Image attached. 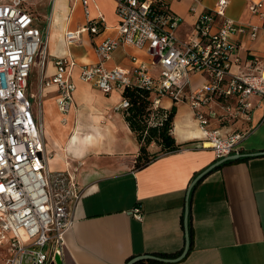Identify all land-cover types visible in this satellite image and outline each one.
Listing matches in <instances>:
<instances>
[{
	"label": "crops",
	"instance_id": "1",
	"mask_svg": "<svg viewBox=\"0 0 264 264\" xmlns=\"http://www.w3.org/2000/svg\"><path fill=\"white\" fill-rule=\"evenodd\" d=\"M63 1L67 7L64 16L60 8L48 13V24L43 27L47 36L43 66L36 61L31 66L26 89L31 116L43 132L48 171H67L81 190L59 255L64 249L70 264H126L140 254H175L165 257L173 258L185 245L186 217L193 240L187 253L177 261L153 264H264V153L221 163L190 187L197 175L217 159L209 147H196L202 131L188 102L164 97L161 106L174 108L171 134L181 149L160 152L148 164L136 168L139 140L130 130L124 110L116 109L121 89L105 93L79 79L80 66L97 61L94 44L117 36L115 2L90 0V16L101 12L105 26L97 34L81 32L69 45L64 33L85 24L86 19L82 3ZM252 1L261 0H229L225 15L259 25L260 19L248 8ZM215 2L201 0L191 12L192 0H170V8L182 17L174 30L176 37L182 40L194 35L197 13L211 9ZM236 42L239 60L232 71L250 72L253 55L258 57L261 69L264 29L254 39L247 32L239 34ZM132 56L138 61L148 60L144 50L118 45L104 66L131 68ZM55 57L73 61L70 80L75 89L65 112L57 104V86L41 83L55 73ZM202 79L200 72L192 73L186 93L195 90ZM249 102L248 120L241 116L221 119L226 103L223 99L202 108L209 116L208 128L222 135L245 133L238 148L243 154L264 152V97L254 94ZM160 149L154 142L149 146L151 153ZM135 207L143 214L139 220L133 216ZM9 255L8 247H0V264Z\"/></svg>",
	"mask_w": 264,
	"mask_h": 264
},
{
	"label": "built area",
	"instance_id": "2",
	"mask_svg": "<svg viewBox=\"0 0 264 264\" xmlns=\"http://www.w3.org/2000/svg\"><path fill=\"white\" fill-rule=\"evenodd\" d=\"M78 1L83 5L86 22L64 33L69 45L79 39L81 32L97 34L105 26L101 12L90 16V0ZM113 2L119 18L117 36L94 44L97 61L81 65L79 79L105 93L113 88L121 89L116 109L125 110L130 105L129 98L123 95L125 88L145 90L151 109L163 107L164 97L176 102L186 100L202 131L196 147H209L215 159L238 152L245 133L222 135L217 129L208 128L209 116L202 108L223 99L226 103L222 105L221 119L241 116L248 120L249 98L254 94L264 97V64L261 69L257 66V56L249 59L250 72L231 69L239 60L236 36L247 32L254 39L264 29L263 1H252L248 6L250 13L260 19L256 25L228 17L225 11L229 0H216L211 9L197 13L194 35L182 40L174 33L182 17L170 8V0ZM200 2L192 0L189 10L195 12ZM46 42V33L35 25L27 0H0V242L7 234L11 235L7 242L10 255L3 264L54 261L55 249L57 254L62 252L63 236L72 224V211L81 196L70 173L48 171L43 155V132L31 116L26 95L30 68L38 54L42 55L43 66ZM118 45L144 50L148 60L138 61L132 56L131 68L105 67L104 61L111 58ZM53 63L55 73L41 83L57 86V104L65 112L72 104L75 89L70 80L73 61L55 57ZM199 72L203 81L186 93L191 74ZM132 210L136 219L142 218L139 207Z\"/></svg>",
	"mask_w": 264,
	"mask_h": 264
},
{
	"label": "trees",
	"instance_id": "3",
	"mask_svg": "<svg viewBox=\"0 0 264 264\" xmlns=\"http://www.w3.org/2000/svg\"><path fill=\"white\" fill-rule=\"evenodd\" d=\"M123 95L129 98L130 105L124 110L125 118L128 122L130 130L134 132L140 143L139 153L135 159V167H142L148 164L160 152H169L177 148L171 134V126L174 117V108L158 107L151 109L149 107L148 93L139 88L135 89L125 88ZM159 145L161 149L158 152L151 153L149 146L151 143ZM245 159L240 157L225 163H232L233 161ZM188 238L190 240V247L192 244V227L188 223ZM172 255L162 254L164 257H172ZM157 264H161L157 262Z\"/></svg>",
	"mask_w": 264,
	"mask_h": 264
},
{
	"label": "water",
	"instance_id": "4",
	"mask_svg": "<svg viewBox=\"0 0 264 264\" xmlns=\"http://www.w3.org/2000/svg\"><path fill=\"white\" fill-rule=\"evenodd\" d=\"M264 152H256V153H249V154H243V153H239V152H235L232 155H228L225 157H222L220 159H217L216 162L212 163L211 165H209L206 169H204L201 173H199L197 175V177L193 180V182L191 183L190 187L197 181L199 180L202 175L214 168L217 167L219 164L224 163L226 161H231L233 159L236 158H240V157H248L249 155H259V154H263ZM41 155V154H39ZM184 224H185V229H186V235H185V245L183 250L181 251V253L173 258H165V257H160V256H154L151 254H140L139 256H135L132 257L131 259H129L126 264H153L154 261H160V262H172V261H177L180 260L184 257V255L187 253L188 248L190 246V240L188 238V224H187V220L185 217L184 220ZM54 261H51L50 264H70V260L67 258V255L65 254L64 250H63V255H59V254H55L54 255Z\"/></svg>",
	"mask_w": 264,
	"mask_h": 264
},
{
	"label": "rangeland",
	"instance_id": "5",
	"mask_svg": "<svg viewBox=\"0 0 264 264\" xmlns=\"http://www.w3.org/2000/svg\"><path fill=\"white\" fill-rule=\"evenodd\" d=\"M51 0H27V4L30 6V10L33 12L35 16V25L39 26L43 29L48 24V13L50 12ZM41 51H43V45L40 48ZM35 61L39 63V67L42 66V55L38 54L35 58ZM11 235L7 234V238L0 242V247H8L7 242ZM25 239V238H24ZM25 243H28L29 240H24Z\"/></svg>",
	"mask_w": 264,
	"mask_h": 264
},
{
	"label": "bare ground",
	"instance_id": "6",
	"mask_svg": "<svg viewBox=\"0 0 264 264\" xmlns=\"http://www.w3.org/2000/svg\"><path fill=\"white\" fill-rule=\"evenodd\" d=\"M58 8H60L63 12H62V16H64L65 14H66V12H67V7H66V4H65V2L63 1V0H55L54 1V8H53V10L56 12V10L58 9ZM59 15V14H58ZM55 16H57V13H55ZM58 37H60V36H58ZM57 42V41H56ZM57 46V45H56ZM54 49H56V48H54ZM52 53H53V51H52ZM38 62V61H37ZM74 133V132H73Z\"/></svg>",
	"mask_w": 264,
	"mask_h": 264
}]
</instances>
